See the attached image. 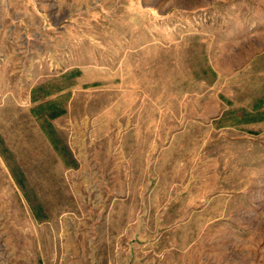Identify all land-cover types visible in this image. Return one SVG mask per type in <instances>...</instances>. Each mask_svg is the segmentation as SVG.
Here are the masks:
<instances>
[{
  "label": "rangeland",
  "instance_id": "374dc122",
  "mask_svg": "<svg viewBox=\"0 0 264 264\" xmlns=\"http://www.w3.org/2000/svg\"><path fill=\"white\" fill-rule=\"evenodd\" d=\"M0 264H264V0H0Z\"/></svg>",
  "mask_w": 264,
  "mask_h": 264
}]
</instances>
